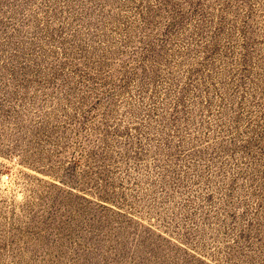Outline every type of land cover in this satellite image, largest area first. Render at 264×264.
Here are the masks:
<instances>
[{
  "label": "rangeland",
  "instance_id": "1",
  "mask_svg": "<svg viewBox=\"0 0 264 264\" xmlns=\"http://www.w3.org/2000/svg\"><path fill=\"white\" fill-rule=\"evenodd\" d=\"M0 264H264V0H0Z\"/></svg>",
  "mask_w": 264,
  "mask_h": 264
}]
</instances>
